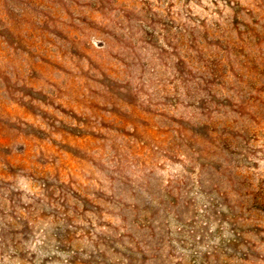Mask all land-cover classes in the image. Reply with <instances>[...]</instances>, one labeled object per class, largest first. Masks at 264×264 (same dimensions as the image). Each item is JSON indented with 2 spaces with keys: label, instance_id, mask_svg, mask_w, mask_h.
Segmentation results:
<instances>
[{
  "label": "rangeland",
  "instance_id": "374dc122",
  "mask_svg": "<svg viewBox=\"0 0 264 264\" xmlns=\"http://www.w3.org/2000/svg\"><path fill=\"white\" fill-rule=\"evenodd\" d=\"M0 264H264V0H0Z\"/></svg>",
  "mask_w": 264,
  "mask_h": 264
}]
</instances>
